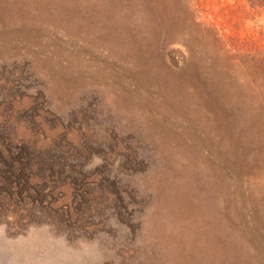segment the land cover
Returning a JSON list of instances; mask_svg holds the SVG:
<instances>
[{
  "label": "rangeland",
  "instance_id": "obj_1",
  "mask_svg": "<svg viewBox=\"0 0 264 264\" xmlns=\"http://www.w3.org/2000/svg\"><path fill=\"white\" fill-rule=\"evenodd\" d=\"M0 264H264V0H0Z\"/></svg>",
  "mask_w": 264,
  "mask_h": 264
}]
</instances>
